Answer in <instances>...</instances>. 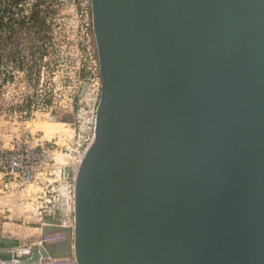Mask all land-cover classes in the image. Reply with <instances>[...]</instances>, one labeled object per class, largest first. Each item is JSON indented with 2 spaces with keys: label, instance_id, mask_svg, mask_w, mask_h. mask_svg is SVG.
Segmentation results:
<instances>
[{
  "label": "water",
  "instance_id": "1",
  "mask_svg": "<svg viewBox=\"0 0 264 264\" xmlns=\"http://www.w3.org/2000/svg\"><path fill=\"white\" fill-rule=\"evenodd\" d=\"M90 5L94 140L52 264H264V0Z\"/></svg>",
  "mask_w": 264,
  "mask_h": 264
},
{
  "label": "rangeland",
  "instance_id": "2",
  "mask_svg": "<svg viewBox=\"0 0 264 264\" xmlns=\"http://www.w3.org/2000/svg\"><path fill=\"white\" fill-rule=\"evenodd\" d=\"M89 4L0 0V145L32 147L50 140L73 161L77 136L88 134L101 89ZM52 175L48 188L36 181L23 193L0 195V236L15 242L0 244V252L41 242L45 198L61 194ZM63 208L50 213L52 221L68 219L73 227L74 211Z\"/></svg>",
  "mask_w": 264,
  "mask_h": 264
},
{
  "label": "built area",
  "instance_id": "3",
  "mask_svg": "<svg viewBox=\"0 0 264 264\" xmlns=\"http://www.w3.org/2000/svg\"><path fill=\"white\" fill-rule=\"evenodd\" d=\"M95 113L94 117H91L88 134L85 137L77 136L78 141L74 147L71 163L64 159V155L59 154L62 148L58 150V144L50 140L37 141L32 147L17 143L10 148L5 147L4 144L0 145V195L10 194V192L11 194L23 193L28 185L36 181L48 188L55 181L52 178V174H55L59 179L61 194L58 198L54 195L45 198V207L48 210L43 215V219L51 217L50 213L55 209H64V206L74 211L75 176L88 147L94 140ZM48 119L55 121L56 116L50 114Z\"/></svg>",
  "mask_w": 264,
  "mask_h": 264
},
{
  "label": "bare ground",
  "instance_id": "4",
  "mask_svg": "<svg viewBox=\"0 0 264 264\" xmlns=\"http://www.w3.org/2000/svg\"><path fill=\"white\" fill-rule=\"evenodd\" d=\"M60 221H63V223H61ZM45 225H47V228L51 229V231H53L52 229L54 227H59L61 229H67V227H71V222L68 219H57V220H53L51 219V217H47L45 220ZM46 227V226H45ZM61 236H65L66 239H64V241H59L49 247H47V245H45L43 239H41V242H37L34 243L33 245L29 246V247H17L15 249H13V253L9 254L7 252H0V264L2 263H13V264H17L19 263V261L22 258H26V259H31L32 258V253H36L37 254V259L38 260H34V261H30L26 264H52L55 263L56 261L52 260V257L54 255L51 254V252L56 253L57 256H65L67 255V252H72L73 253V249H74V242H73V235L70 237L68 235V233L66 232L65 234H62ZM12 238H6V237H2L0 236V244L6 247H11L15 244L14 241H11ZM59 244H61L62 246H59ZM25 249H29L30 253L29 254H23L21 256H15V251L16 250H25ZM2 256L6 257V258H2ZM73 259V258H72ZM71 259V260H72ZM74 264V263H73Z\"/></svg>",
  "mask_w": 264,
  "mask_h": 264
},
{
  "label": "trees",
  "instance_id": "5",
  "mask_svg": "<svg viewBox=\"0 0 264 264\" xmlns=\"http://www.w3.org/2000/svg\"><path fill=\"white\" fill-rule=\"evenodd\" d=\"M89 12H90V15H91V5L89 4Z\"/></svg>",
  "mask_w": 264,
  "mask_h": 264
}]
</instances>
